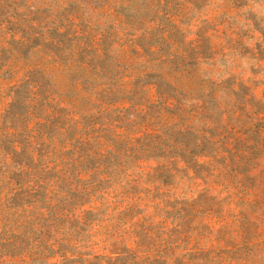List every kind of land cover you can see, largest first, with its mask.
Wrapping results in <instances>:
<instances>
[{"label": "rangeland", "instance_id": "obj_1", "mask_svg": "<svg viewBox=\"0 0 264 264\" xmlns=\"http://www.w3.org/2000/svg\"><path fill=\"white\" fill-rule=\"evenodd\" d=\"M0 264H264V0H0Z\"/></svg>", "mask_w": 264, "mask_h": 264}]
</instances>
